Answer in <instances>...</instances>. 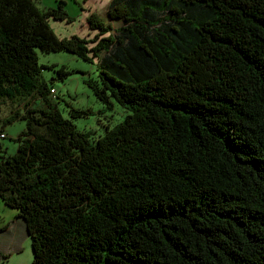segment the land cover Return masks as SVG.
<instances>
[{
    "label": "trees",
    "instance_id": "16d2710c",
    "mask_svg": "<svg viewBox=\"0 0 264 264\" xmlns=\"http://www.w3.org/2000/svg\"><path fill=\"white\" fill-rule=\"evenodd\" d=\"M36 6L0 0V109L26 105L0 119L25 122L0 199L30 264H264V0H111L89 39L49 26L72 22L63 1ZM37 50L95 61L96 98L129 113L77 130Z\"/></svg>",
    "mask_w": 264,
    "mask_h": 264
},
{
    "label": "rangeland",
    "instance_id": "374dc122",
    "mask_svg": "<svg viewBox=\"0 0 264 264\" xmlns=\"http://www.w3.org/2000/svg\"><path fill=\"white\" fill-rule=\"evenodd\" d=\"M67 1L68 5L67 7L64 6V8L71 16L72 22L60 21L56 24L51 20L50 24L48 23L49 26L54 29L53 31L58 38L73 35L85 37V39L93 37L96 31L83 26L80 19L82 16L78 15L75 17V15H72L73 11L77 12L76 7L79 6L71 0ZM76 1L84 9V12L88 11L86 3L83 4L84 0ZM39 5L41 7V4ZM97 5L95 13L101 16L102 19L105 18L103 10L101 11V3ZM121 23L122 21H113L112 24L117 28ZM37 54L40 64L53 65L52 68L43 69L41 76L47 86H53L56 90L58 95L57 105L62 115L69 118L68 111L70 107L87 111L85 116L70 118L77 130L83 132L90 131L92 136L102 135L105 127H114L129 113L127 108L121 106L113 99H111V105L108 106L96 98V95L89 86V83L93 84L99 80L95 61L93 63L86 62L68 51L42 53L40 50H37ZM60 67L74 73L60 80L56 78L57 75L54 71ZM52 77L53 79L51 80ZM28 102H30L29 108H34L38 106L39 100L30 98ZM16 108H21V110L26 109L23 100L15 103H10L9 100H6L2 109H0V119L10 115ZM24 125L23 119H17L11 124L4 126L2 131L6 136L0 137V162L6 156L16 153L18 146L16 139L24 131ZM16 214L17 211L15 209L7 207L0 199V264H30L33 258L31 240L25 230V223L21 218L16 219Z\"/></svg>",
    "mask_w": 264,
    "mask_h": 264
},
{
    "label": "crops",
    "instance_id": "0c3cea01",
    "mask_svg": "<svg viewBox=\"0 0 264 264\" xmlns=\"http://www.w3.org/2000/svg\"><path fill=\"white\" fill-rule=\"evenodd\" d=\"M59 1H63L65 3V7H67V5H68V1L67 0H35V3L37 5L36 7L38 9H41V11H44L48 7L56 6ZM71 1L79 6V7H76L77 8V12L76 11H73L72 12V15L73 16L75 15V17H77L78 15H80V17L82 16L80 18L81 19V23H83V26H86L88 28V25L86 23L87 22V16L91 12H96L97 11V6H98L97 4L98 3H101V5H102L101 11L103 10L104 17H106V11H107V8H109V4H110V1L111 0H84L83 1V4L86 3V5H87L86 8H88V11L87 12H84V9L81 8L80 4H78V2L76 0H71ZM39 4H41V7H40ZM51 20H53L52 22H55L56 24H58L60 22V20H56V19L50 18L49 21H48L49 24H50V21ZM15 218L16 219H20L17 216H15Z\"/></svg>",
    "mask_w": 264,
    "mask_h": 264
},
{
    "label": "built area",
    "instance_id": "2783aa9c",
    "mask_svg": "<svg viewBox=\"0 0 264 264\" xmlns=\"http://www.w3.org/2000/svg\"><path fill=\"white\" fill-rule=\"evenodd\" d=\"M50 93H51V96H55L57 93H56V90L54 89V87L50 88ZM5 133L3 131L0 132V137L3 138L5 137Z\"/></svg>",
    "mask_w": 264,
    "mask_h": 264
}]
</instances>
